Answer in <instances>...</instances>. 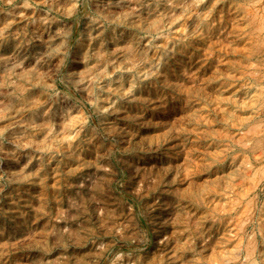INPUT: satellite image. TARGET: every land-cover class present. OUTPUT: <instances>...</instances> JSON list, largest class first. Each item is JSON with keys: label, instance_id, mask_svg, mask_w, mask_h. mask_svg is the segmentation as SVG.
Returning a JSON list of instances; mask_svg holds the SVG:
<instances>
[{"label": "clouds", "instance_id": "9594fccd", "mask_svg": "<svg viewBox=\"0 0 264 264\" xmlns=\"http://www.w3.org/2000/svg\"><path fill=\"white\" fill-rule=\"evenodd\" d=\"M0 264H264V0H0Z\"/></svg>", "mask_w": 264, "mask_h": 264}]
</instances>
